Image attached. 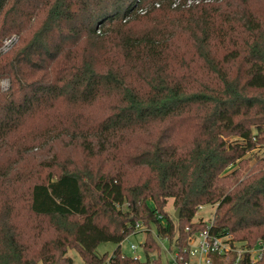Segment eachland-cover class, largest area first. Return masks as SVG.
<instances>
[{
  "label": "trees",
  "instance_id": "obj_1",
  "mask_svg": "<svg viewBox=\"0 0 264 264\" xmlns=\"http://www.w3.org/2000/svg\"><path fill=\"white\" fill-rule=\"evenodd\" d=\"M147 1L0 0V264L189 259L206 204L264 244V0ZM141 227L146 262L121 252Z\"/></svg>",
  "mask_w": 264,
  "mask_h": 264
},
{
  "label": "built area",
  "instance_id": "obj_2",
  "mask_svg": "<svg viewBox=\"0 0 264 264\" xmlns=\"http://www.w3.org/2000/svg\"><path fill=\"white\" fill-rule=\"evenodd\" d=\"M200 0H190V3H197ZM177 2L174 3L176 5ZM158 5V3H157ZM145 8H140L139 12L144 13ZM16 40V36H12L4 40L2 49L8 50ZM8 87V86H6ZM5 87V88H6ZM202 208V206H200ZM212 220H210L207 228L198 232L195 236L189 237L188 242L190 248H185L189 259H185L184 256H180L177 251H174V255L171 258L172 264H213V256L218 255L223 258L225 262L228 260H234V264H238L245 257L249 259L250 264H254L257 261L262 260L264 256V244H259L255 247L242 246L238 241L234 240L232 234L216 235L210 232ZM132 249H136V246L132 244ZM178 256L179 259H178Z\"/></svg>",
  "mask_w": 264,
  "mask_h": 264
},
{
  "label": "rangeland",
  "instance_id": "obj_3",
  "mask_svg": "<svg viewBox=\"0 0 264 264\" xmlns=\"http://www.w3.org/2000/svg\"><path fill=\"white\" fill-rule=\"evenodd\" d=\"M152 1H154V0H148L147 6H150L152 4ZM188 1H190V0H187L186 4L188 3ZM175 2L181 3L182 0H175ZM190 4H192V3H190ZM186 6H188V4ZM138 15H140V14H138V13L133 14V16H131V18L133 19V18L137 17ZM8 85H9L8 79H4L1 81V87L3 89ZM246 156L251 158L250 159V166H251V165L256 163V159L258 157L262 158L264 156V150L263 151L262 150L253 151L251 153H247ZM234 169H235V166L232 167V169L227 170V173H230ZM215 207H216L215 204L214 205L206 204V205H203L202 208L199 207L198 211L195 215L194 220L203 219V220L210 221L211 218L213 217ZM166 209L169 212V214L174 216L176 208L174 206L173 198H170L168 200V203L166 205ZM144 229H145L144 227L138 228L136 233L132 232V234L127 236L122 241V244H121V252L123 254H125L127 256H132V257H139L142 262H146V260H147L146 259L147 257L144 253L143 246H142V243L144 242L145 237H146V233H145ZM152 231H153V234L155 236H157V232H156V229L154 227L152 228ZM158 240L161 242V246H162L160 263L161 264H170L171 258L174 255V253H173L175 250L174 245L173 244L170 245L169 244L170 242L166 238L165 239L158 238ZM132 244L136 246V249H132V247H131ZM116 247H117V245L113 242H104L98 246L97 251L100 254H104L106 252L111 254ZM186 248H188V249L190 248L188 240H187V247ZM158 252L159 251H156V252L154 251V253L152 252V254L150 255V261L147 264H155L152 260H153V258L158 256ZM68 255L72 256L75 259V262L77 264L83 263L81 256L79 255V253L76 252V250H74V249L69 250Z\"/></svg>",
  "mask_w": 264,
  "mask_h": 264
},
{
  "label": "water",
  "instance_id": "obj_4",
  "mask_svg": "<svg viewBox=\"0 0 264 264\" xmlns=\"http://www.w3.org/2000/svg\"><path fill=\"white\" fill-rule=\"evenodd\" d=\"M179 216H180V207L177 208V210H176V212H175V217H176V218H179Z\"/></svg>",
  "mask_w": 264,
  "mask_h": 264
}]
</instances>
